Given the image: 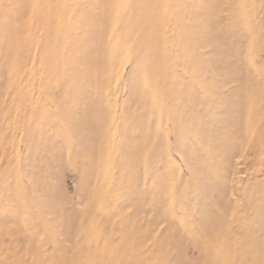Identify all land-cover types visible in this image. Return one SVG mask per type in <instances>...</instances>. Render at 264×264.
Returning a JSON list of instances; mask_svg holds the SVG:
<instances>
[{
  "label": "rangeland",
  "instance_id": "1",
  "mask_svg": "<svg viewBox=\"0 0 264 264\" xmlns=\"http://www.w3.org/2000/svg\"><path fill=\"white\" fill-rule=\"evenodd\" d=\"M0 264H264V0H0Z\"/></svg>",
  "mask_w": 264,
  "mask_h": 264
}]
</instances>
